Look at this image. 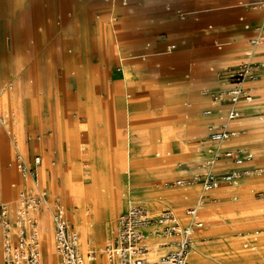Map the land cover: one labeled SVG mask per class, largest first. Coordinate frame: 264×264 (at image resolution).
<instances>
[{
  "label": "crops",
  "instance_id": "crops-1",
  "mask_svg": "<svg viewBox=\"0 0 264 264\" xmlns=\"http://www.w3.org/2000/svg\"><path fill=\"white\" fill-rule=\"evenodd\" d=\"M250 1L0 0V8H4L0 34H35L38 8L46 23L38 33L60 35L57 56L61 62L60 71L64 73L61 87L57 89L54 79L49 80L47 57L43 54L38 63L43 80L40 95L45 104L52 99L51 110L46 118L33 117L27 125L26 133L32 128L31 135L37 139L30 136L27 140L26 155L18 143L17 149L14 143L15 164L10 169L4 167L7 158L13 157L7 141L10 154L0 162V200L5 197V204L17 209L21 205L20 193L26 189L34 192L33 183L22 180L18 155L28 164L41 158L38 178L42 168L51 170L52 176H56L54 171L63 165L65 173L71 168L74 178L81 181L65 190L63 202L53 196L52 190L42 188L51 200L59 203L72 225L66 201L85 202L86 185L93 179L96 159L109 158L121 171L117 181L121 203L127 204L122 197L132 189L133 198L140 201L136 203L146 205L144 207L152 214L153 210L172 206L165 211L174 212L181 226L189 224L186 211L198 207V221L204 227L196 234L193 249L198 255L214 252L217 245L209 240L202 214L219 215L224 221L233 222L264 211V201L254 202L245 197L239 203L228 201L233 195H244L248 190L264 187V181L249 186L239 182L223 184L205 194L204 201H200L204 194L196 182L175 189H165L163 184L180 176L199 174L202 177L211 173L252 170L247 166L249 161L264 162V117L259 116L264 111V102H258L264 99V74H261L264 69L258 70L256 81L246 85L250 100L239 107L241 117L228 126L236 135L220 148L209 139L212 128L223 127L228 111L226 106L214 103L209 94L226 87L228 73L244 64L264 61V38L255 39L264 34V15L249 8ZM57 20L60 24H56ZM67 44L72 47L70 56L65 52ZM73 62L75 70L70 66ZM32 70L30 62L20 65L13 74L15 82ZM2 76L5 90L0 98L7 95L13 85L8 81L7 72ZM38 97L36 94L33 98L37 101ZM59 109H62L61 142L56 133ZM206 111H211L212 115L206 116ZM6 117L8 120L11 117L9 102H6ZM52 130L53 137L46 141L45 136ZM53 143L58 145L60 152L56 168L52 165L57 156ZM212 148L215 161L207 163ZM218 149L222 153L240 152L245 164L239 168L232 160L223 157L216 160ZM185 157L190 158V169L182 170L175 160ZM229 163L234 168H227ZM46 177L51 180V175ZM9 180L12 187L18 185V194L10 192ZM153 182H161V185L145 186ZM137 185L142 186L138 189ZM185 205L193 207L185 211ZM173 207L178 208V212ZM46 217L54 233L50 214L45 211L40 219ZM72 227L77 231L74 225ZM94 229L97 233L90 237V243L94 242L92 250L96 251L102 242L98 239L99 232H105L109 239L110 230L103 224L95 225ZM245 234V248L255 250L260 232ZM39 235L44 249L45 237ZM234 242V235L223 241L229 251L235 250ZM143 245L148 249L147 244L143 242ZM0 246V264H4L1 226ZM190 259L192 264H206L200 257L195 259L191 255Z\"/></svg>",
  "mask_w": 264,
  "mask_h": 264
},
{
  "label": "built area",
  "instance_id": "built-area-1",
  "mask_svg": "<svg viewBox=\"0 0 264 264\" xmlns=\"http://www.w3.org/2000/svg\"><path fill=\"white\" fill-rule=\"evenodd\" d=\"M257 5L264 11V0ZM259 69H264L263 63L244 64L236 71L227 74L224 85L226 87L223 90L209 94L214 103L228 108L223 127L212 128L209 137L210 142L219 148L236 135L228 126L230 122L241 117L239 107L250 100L246 85L257 80ZM205 115L210 116L212 112L206 111ZM15 148L17 149L16 143ZM222 157L232 160L239 168L245 164V159L238 151L230 150L222 153L218 149L216 160ZM17 159L22 180L31 181L34 192L27 189L22 191L19 195L21 205L17 209L10 204L0 206L4 264H44L41 260L43 242L39 235V220L45 211L52 219L55 250L60 264H86L80 251L79 233L72 227L59 203L51 200L38 183L41 158H35L33 164H28L20 155ZM259 172L264 173V171ZM256 173H258L256 170L240 169L199 177L194 181L202 187L204 195L200 201L205 200V194L218 189L221 185H233ZM185 184V181H178L176 186L182 187ZM186 216L189 218V224L181 226L178 217L171 210L155 216L144 206H131L119 217L117 234L105 248L108 264H192L190 258L194 238L199 230L203 229L204 224L198 221V207L188 209ZM149 234L165 238L178 237L179 240L174 244H168L167 246H173L172 250L158 261L152 262L147 257L150 250L143 246V241ZM87 260L90 264H97L93 255Z\"/></svg>",
  "mask_w": 264,
  "mask_h": 264
},
{
  "label": "rangeland",
  "instance_id": "rangeland-1",
  "mask_svg": "<svg viewBox=\"0 0 264 264\" xmlns=\"http://www.w3.org/2000/svg\"><path fill=\"white\" fill-rule=\"evenodd\" d=\"M39 1V0H36ZM261 0H251L250 2L247 3L249 5V8L251 9H256V12L262 13L264 15V11L260 8V6H250V4H258ZM4 8H0V19L3 17L2 15V10ZM36 16H35V23L34 26L36 28V33L35 34H0V90H5L4 88V83H3V76L2 74L6 73L8 74L9 80L12 81L11 83L14 85V88H11L12 93H11V98L13 102V115L16 119V126H18V134L17 137L15 135L9 136L7 131L8 127V119H5V124L3 121L0 120V137H5L6 138V143L8 141L9 147L12 150L13 157H8L7 160L5 161V169H10L12 165L15 164V158H14V143H18L24 154H27V140L31 138L37 139L36 136H32V128L29 130L28 133H26V128L27 125L31 122L33 117L36 116H44V118L47 117V114L51 110V105H52V99L50 98V103L45 104L44 97L40 95V93L43 90V80L41 76L39 75L40 72L38 71V63L45 54L47 57V70H48V77L49 80L50 78L54 79L55 85L57 89L61 87V83L63 80V74L62 71H60V60L59 57L57 56L58 50L60 49L59 47V42H60V35L59 34H39V31H42L46 23H44L42 17L38 13V8H36ZM70 16V13H69ZM56 24H60V21L57 20ZM264 38V34L260 36V38L256 37L255 39L258 41L260 39ZM72 51V47L67 44L66 46V54L70 56V52ZM33 67V70L30 72H27L26 75H24L18 82H15V79L13 78V74H15L20 65H23L24 63H28ZM264 63V61H262ZM73 70L76 69V63L73 62L70 64ZM32 72V73H31ZM72 72V71H71ZM264 74V71H261V74ZM32 79V80H31ZM31 80V82L29 81ZM24 83L25 85L29 87H33L31 89V93L28 94L27 96H23L20 94L19 90V85L18 83ZM36 91V92H35ZM39 95L38 100L36 101L33 97L34 95ZM259 103L264 102L263 100L258 101ZM51 104V105H50ZM39 111V112H38ZM62 112V110H59ZM28 112V113H27ZM9 112H7V116H9ZM23 115L25 117H23ZM30 115V116H29ZM26 116H29L26 118ZM260 118L264 117V111L259 114ZM25 118V119H24ZM24 119V120H23ZM4 124V125H3ZM56 133H57V128H56ZM54 131L52 130L49 134L45 136L46 141L49 140V138L53 137ZM61 142V140H60ZM5 143L4 149L0 147V162L2 158H6L9 154L10 151L8 150V143ZM202 143L199 142V144ZM53 149L55 153L57 154L56 158L53 160V167H57L60 159H59V147L55 143H53ZM212 151L208 153V157L206 162L207 163H212L215 161V154H214V148L211 149ZM199 155H202L200 153ZM171 158V157H169ZM257 160V159H256ZM254 161H249L248 162V167H250L252 170H256L258 173H256L252 177H247L244 178L243 180L239 181L240 184L242 185H251L250 183H256L261 180L264 181V173L260 174L259 171H264V162H256ZM190 158L185 157L180 160H175V163L180 166H182V170H187L190 169ZM63 168V169H62ZM229 169L234 168L232 163H229L228 167ZM93 179L90 184H94L95 187L97 188L99 185H101L102 189L97 190V193L105 195V199L108 201L111 196V192L109 190V184H112L115 187V201L117 203V210L109 216V224H111V229H110V235L109 238H112V235L114 233V230L116 229V225L118 223L119 217L127 210L131 205H140V206H146L143 204H139L136 202L138 199H134L132 196V192L130 193L129 191H126L124 193V196L122 197L123 201L127 203L124 205L119 201V188L117 187V181L120 176V169L116 166V163L109 159H100L97 158L94 165H93ZM63 170V171H62ZM71 168L68 173H65L63 165H60L57 171H54V174L56 176H52V171L51 170H46V168L43 169V175L38 178V183L40 187H47L49 190H52V194L55 197H59L62 202H63V196L65 193V190L67 188L72 187L71 182L73 183H78L81 181H77L74 176L71 174ZM41 171V170H40ZM218 173H223V172H218ZM19 175V173H18ZM48 175H51V180L46 177ZM113 175V176H111ZM20 177V175H19ZM201 177V175L196 174L193 177H175L173 179L168 180L165 184H163L165 189H175L179 188L176 186V183L178 181H185L186 184L195 182L194 180ZM21 179V178H20ZM86 179H88V176H86ZM0 183H2V168H1V163H0ZM11 181L9 180V188L10 192L13 194H18V185L16 187H12L10 184ZM160 186L161 182H153L146 184L145 186ZM142 186V185H141ZM140 185L136 186V188H140ZM144 186V187H145ZM99 191V192H98ZM96 192V190H95ZM129 195V196H128ZM92 198L95 196L92 195ZM104 197V196H103ZM248 198L251 199L254 202H262L264 201V187H258V188H253L252 190H248L247 194L244 195H233V197H230L228 200L231 203H239L243 199ZM130 198V199H129ZM0 205L5 204V197L1 198L0 200ZM90 201H94V199H90ZM74 202L75 201H66V205L68 208V211L70 212L69 218L71 221V212L74 210ZM136 203V204H135ZM215 204H218L219 202L215 201ZM147 207V206H146ZM193 207L192 205H185L183 208L185 211ZM124 208L123 211L121 209ZM167 208H172V206H167L162 208L160 211L159 210H153L155 216H159L164 212ZM176 212H178V208L173 207ZM151 209V208H149ZM121 212H120V211ZM202 218L204 222L206 223V230L208 231V236L209 240L213 243H215L216 249L215 251H205L201 252L199 257L202 259L206 264H264V211H261L257 214L254 215H249V216H244L235 219L233 222H226L223 220V218H220L219 215H204L202 214ZM72 225L73 221H71ZM108 223V222H107ZM252 231H259L260 235L258 238V242L256 245V249H246L245 248V237L246 234L245 232H252ZM115 234V233H114ZM80 235V251L82 256H87V253H83V248L81 246V234ZM234 235L235 237V250L234 251H229L226 249L224 246L225 244L223 241L225 240L226 237ZM198 237V236H197ZM114 238V237H113ZM176 239V238H175ZM112 240V239H111ZM157 242L159 245L163 246L165 243V240H161L157 236ZM177 241L179 238L177 237ZM93 241H91V244L93 245ZM108 243L104 245V249ZM95 249V248H94ZM164 249V248H163ZM167 249V248H165ZM169 250H166V254ZM195 250L193 249L192 251V257L194 258V253ZM43 254V260L46 262V260H49V255ZM89 254V253H88ZM164 256V255H163ZM161 256V257H163ZM148 257V256H147ZM160 257V258H161ZM159 258V259H160ZM158 259V260H159ZM157 260V261H158ZM55 264V263H54ZM60 264V263H59Z\"/></svg>",
  "mask_w": 264,
  "mask_h": 264
},
{
  "label": "bare ground",
  "instance_id": "bare-ground-1",
  "mask_svg": "<svg viewBox=\"0 0 264 264\" xmlns=\"http://www.w3.org/2000/svg\"><path fill=\"white\" fill-rule=\"evenodd\" d=\"M31 80L30 81L28 80V81L31 82ZM18 85H19L20 94L23 96H27L28 94H30L31 89L33 88V87H29V86L25 85L22 82L18 83ZM11 88H14V85H12L10 87V90L7 91V95L5 94L0 98V120L3 121L5 124V119H7V117H6V102L7 103L9 102L10 103L11 117H10L9 122H8L7 130L11 135H15L17 137V134H18V128L17 127L18 126L15 125L16 119L12 113L13 102H12V98L10 97L11 93H12ZM3 91L4 90H0V94ZM9 94H10V96H9ZM59 110H62V109H59ZM59 110H58L59 124L57 126V134H59V138H60V140H62V138H63V132H62V128H61L62 112H60ZM29 116H26V118H28ZM23 117H25V116L23 115ZM5 143H6V138L0 137V147L2 149H4L3 147H5ZM130 156H131V154H130ZM43 169L44 168H42L40 171V176L43 175V172H44ZM78 183L77 182L76 183L71 182V186H75ZM101 187L102 186L99 185L96 188L94 184H90V183L87 184L86 185V201L83 203L75 201L74 202V210L71 212V216H70L71 221H73L75 228L81 234V246L83 248V253H85V254L87 253V256H84V258L86 260V264H90L87 259L91 255L95 256V259L97 260V264H108L109 261H108L107 256L105 255V249L103 247L106 243H109L114 239L113 237L116 236L117 230H118V223H117L116 229L114 230L115 234L113 233L112 238H109V239H106L107 235L105 232L101 233V231L99 230L100 232L98 231L99 232L98 239L100 241L102 240V242L99 241L100 243L97 245L96 251L92 250V245L90 243V237L92 235H94L95 233H97V231H95V229H94V226L95 225L100 226L103 224V225H106L110 230L111 224H109V221H108L109 216H111L117 210V203L115 201V197H116L115 196V187L112 184H109L108 188L111 192V196H110V199L108 201L105 199V197H106L105 195L97 193V190L102 189ZM95 190H96V192H95ZM130 191L132 192L133 190L131 189ZM92 195H94L95 198L94 197L92 198L91 197ZM90 199H94V201H90ZM47 218L48 217L42 218L39 220V233L43 234V236L45 237V241H46V246L43 249V252L45 254H48L50 258H49V260H46V262H44L43 256L41 254V260L44 264H54V263L59 264L60 262L58 260L56 250H55L52 227H51L50 223L47 224L46 223L47 221H45V220H47ZM178 221H179V224H181L180 218H178ZM147 236H151V237H147ZM147 236H146L147 238L145 237L143 242L145 244H147L148 249L150 250L149 254L147 256L150 259V261H152V262L157 261L161 256L165 255L166 250H168V248H173V246H167L168 244H174L177 241L176 240L177 237L166 238L164 245L166 246L165 248H167V249H163L161 247V245H159L157 242L158 240H157L156 234H149ZM194 253H195L194 258L197 259L199 257V255L196 252H194Z\"/></svg>",
  "mask_w": 264,
  "mask_h": 264
}]
</instances>
